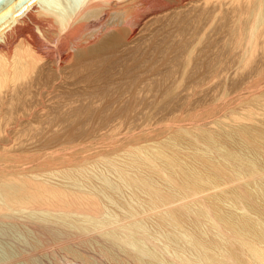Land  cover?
<instances>
[{"label": "bare ground", "instance_id": "1", "mask_svg": "<svg viewBox=\"0 0 264 264\" xmlns=\"http://www.w3.org/2000/svg\"><path fill=\"white\" fill-rule=\"evenodd\" d=\"M0 2L4 3L0 9V12L3 11L0 15V23L9 21L0 31V200L2 201L0 214L12 208H31L39 201L45 200L50 203L45 204L48 205L47 208L56 212L57 210L66 213L79 212L94 219L101 217L104 208L98 195L71 190L67 192L63 186L52 187L53 184L49 186L39 182L38 176L24 173L30 164L40 167L42 164L40 151L44 147L53 146L61 137L72 142V139L77 137L114 134L123 127V124H134L139 114L138 107L145 99L141 93L154 89L156 84L154 76L156 77L160 71L168 75L173 74L174 71L177 74L176 70L185 72L190 63L194 71L203 70L211 76L233 66L242 68L241 71L247 68L259 74L264 71V0H0ZM210 27L217 37L206 40L207 38L204 37L206 32L210 33ZM215 34L213 36H216ZM143 42L147 44L144 46ZM117 62L119 65L115 64ZM248 72L246 73L249 74ZM175 77L176 75L174 80ZM215 77L217 78V75ZM250 77L247 78V82ZM203 79L204 77L198 76L193 80L194 84L198 86ZM188 83L186 90L189 84H192ZM259 85L256 86L255 83L256 87H261ZM250 87H252L251 82ZM193 88L195 90L196 87L193 86L192 90ZM156 89L160 92V87ZM161 94L163 96V93ZM248 115L251 116V113ZM196 116L193 119L197 118ZM60 121H66L68 124L60 129ZM86 122L89 123L88 126ZM141 127L145 128V125ZM149 129L151 128L147 131ZM46 131L50 134L45 136ZM130 132L127 135H130ZM133 133L127 139L135 144L138 136ZM243 134L246 132L240 131L242 137ZM31 140L32 146L28 143L32 142ZM63 146L64 150H69L66 149L68 145ZM74 146L78 147L79 144ZM89 146L90 144L83 145L77 152H73L74 155H70L71 158L59 156L61 163L83 160L85 155H81L83 154L81 152ZM94 146L95 143L91 147ZM73 148L71 147V150ZM210 148L216 146L211 145ZM115 149L117 148L112 147V150H105L103 147L100 155L119 172L120 177L126 180L127 184L134 183L138 187L144 183L143 180L132 183L125 177V172L120 168L118 170L115 161L109 157ZM26 150H31L32 154L24 155ZM19 151L21 152L18 153ZM54 152L51 154L49 151L52 157ZM130 154L134 164L141 162L154 168L158 166L156 159L160 157L159 155H163L161 152L159 155L146 154L143 157L141 148H135ZM171 160L170 162L165 160L166 165L161 171L173 189L178 192L179 199L186 200L188 197L198 196L207 190L220 187L223 183L227 186L228 183L234 185L246 181L251 184L255 181L258 191L260 189L263 191L257 194L259 196L256 200L264 201V159L255 160L253 166L246 163L245 166L236 167L232 176L226 175V167L220 164L203 162L206 175L191 171L184 173L180 181L171 172L174 168ZM227 162L233 165L230 160ZM133 163L131 166H134ZM64 173L72 177L68 168ZM103 181L105 183L104 179ZM106 182L109 186L112 181ZM239 188L241 187L238 186L234 191L235 196L227 197L218 193L213 194L209 199L203 198L202 205L207 208V213L201 214L206 220L201 219L198 208L195 210L189 207L191 212L169 210L167 207L178 198L175 200L172 195L163 193L153 196L151 194V204H148V209H127L122 218L96 222L100 224L95 227L97 230L102 231L105 228L103 229L105 233L120 245L119 248H114L117 252L113 254L102 250V259L105 257L110 259L106 264H264V210L252 205L253 199L250 195L243 189L238 190ZM207 200L213 202V205L216 202H228L257 217L252 218L246 213L239 216H234L230 212L218 214L219 209H212ZM159 208L160 210L167 208L165 212L169 220H165V223L173 227L166 235L170 242L164 247H159L160 243L156 246L150 241L152 247H149L145 244L146 227L142 222L144 218L142 216ZM170 218L173 221L179 220L180 226L174 225ZM122 219H127L128 223L117 224ZM205 225H208V228ZM184 226L185 231L180 229ZM118 227L123 229L121 233L118 232ZM51 230L53 233L52 228ZM176 230L179 232L175 235ZM98 233L97 236L100 234ZM53 236L59 237L56 234ZM99 248L98 252H100ZM98 263L102 264V261Z\"/></svg>", "mask_w": 264, "mask_h": 264}, {"label": "rangeland", "instance_id": "2", "mask_svg": "<svg viewBox=\"0 0 264 264\" xmlns=\"http://www.w3.org/2000/svg\"><path fill=\"white\" fill-rule=\"evenodd\" d=\"M3 6L4 3L0 2V7H1L0 9H2ZM2 12L3 11L0 12V15ZM7 22L9 21H3L0 23V31L2 29V26L5 25ZM209 29H210V33L206 32V35L204 34L205 37L203 36L204 39L206 38H207L206 40L215 39L217 35L215 34V32H212L213 31L212 27H210ZM209 29L207 30L209 31ZM214 34L216 36H213ZM202 41L204 40L202 39ZM218 41L222 42L220 39H218ZM144 44L146 45L147 43L143 42L142 45ZM118 58L120 57H117V59ZM227 59L230 58L227 57ZM202 60H206V58H202ZM115 64L117 65L118 62ZM191 66H193L192 63H190L189 68L185 72L181 70H176L177 74H175L174 71L173 74L176 75L175 77L176 80H174L175 75L173 74L168 75L164 71H160L158 72V74H156V77L154 76L156 80L154 89L150 91L148 90L147 92L144 91L148 96L144 95L145 94L144 92L141 93L142 96H145V99L143 100V103H141L138 107L137 112L139 114L137 113L138 117H136L135 122H133L134 124H130V125L123 124V127H121L120 130H117V132H115L114 134L104 133L103 136L99 134H95V135H91L90 137L88 136L86 138L77 137L72 139V142L71 140H67L65 137H61L60 140L55 142L53 146L44 147L40 151L42 157L41 158L42 164L40 165V167L33 166L30 164L29 166H27V169L25 170L24 173L30 176H38L37 178L39 182L41 181V183H45L49 186H51L52 184H53L52 187L61 188V186H63V189L66 190L67 192L71 190L72 192H79V193L88 192V194L98 195V197L102 200L101 202H103L102 203L104 208L103 212L106 215H103L104 213H102L101 217L94 219L90 216H87L86 214L83 213L80 214L79 212L66 213L63 212L62 210H57L56 212L54 210H50L47 208L50 203L46 202L45 200H41L42 203L39 201L36 204L38 206L35 205L36 208L34 209L32 207L35 206H31L32 209L30 207L12 208L9 211L5 212L4 214H0V264H84V263L88 264L89 262L90 264H94L96 262L98 263L101 261L102 264L109 263L108 261L110 259H107L106 257L105 258L103 257L104 259H102L103 256L101 255L102 250L103 251L107 250L109 253L111 252V254H113L117 252L115 249L119 248L120 245L105 233V230H103L105 228H103L102 231L101 229H99L101 232L97 230L95 227L100 224L96 222H100L103 220H116L122 218L124 217V214L127 209H132V208H137L140 210L148 209L149 205L151 204L150 203L151 194L153 196L155 194L164 193V194L172 195V197H174L175 200L178 198L174 203H172L169 207H167L169 208V210L175 209V210L190 211L189 207H192L195 210L196 208H198L197 209L198 213L201 214V213H207V208L202 205L203 198L209 199L210 196L218 193L221 195H225L227 197L235 196L234 191H236V188L239 186L241 188H239L238 190L240 191H242L241 189L245 190L246 193L250 195V198L253 199L252 205L256 206L261 210H264V201H260L259 199L256 200V197L259 196L257 194L263 191L261 189L260 191H258L257 189L258 185L256 184L255 181H252L251 184L250 183L248 184L246 181H242L240 183H234V185L233 183L232 184L228 183L227 184L228 187L223 183L220 185V187H215L210 189L211 191L207 190L208 192L205 191L201 193L202 195L200 194L198 196H192L193 200H191L192 199L191 197H188L185 200V199H179L180 197L178 192L173 189L172 185L168 182L167 177L165 176L163 171H161V168L163 166L165 167L166 165L165 160L169 161L170 159H172L171 161L172 164L174 165V168L172 169L171 172L174 174L175 178L178 181H180L181 177H184L185 175L184 173H189L191 171L201 174L207 173L203 168V162H209V163L213 162V163H217L218 165L220 164L226 167L227 169L226 175L232 176L235 174L233 169H235L236 167L241 165L245 166L246 163L250 166H253L255 160L261 161L264 159V139H263L264 136V126H263L264 125V86L263 85L264 84L263 85L261 84L264 83V71H262L260 75L259 72H254V71L251 72V70L247 68L241 71L242 68L239 69L237 68V66L235 67L233 66L232 68H228L229 70L223 69V71H219L217 74L211 76L210 74H207V72H204L203 70L195 69V71L196 70L197 72L199 71L197 73L193 70L194 67L191 68ZM193 72H195L196 74L194 73L193 75ZM246 72H248L249 74H247ZM161 73H163V75ZM159 74L162 75L163 77L160 76ZM253 74L255 77L252 76ZM216 75L217 78L215 77ZM256 75L259 76L256 77ZM158 76H160L161 78L160 77L158 78ZM198 76L199 77L201 76L202 78L204 77V79L200 81V83L202 84L200 85L199 83L197 86L194 84L193 80H195ZM249 77L251 79L250 80L248 79L247 82V78ZM244 81L246 83H243L244 84L243 85L242 82ZM188 82L189 83L191 82L192 84L190 85ZM250 82L252 87L249 88ZM187 83L190 86V87L188 86L187 89L190 91L186 90ZM255 83L256 86L260 84L261 87H256ZM193 86L196 87L195 90L194 88L192 90ZM243 86L245 87L243 88ZM158 87H160L159 89L160 92L158 91V89H156ZM246 87H248V89H246ZM183 89H185V91H183ZM164 90L165 92H163ZM185 92L187 93V95ZM188 92L190 94L192 93L193 94L190 96ZM152 93L154 96H152ZM161 93H163V96ZM240 93L241 94L244 93L242 94V96L245 95L244 98L240 96L241 95ZM186 96L189 99H187ZM260 100L262 103L260 102ZM171 105L173 107H171ZM248 109L250 110L248 111ZM252 109L255 110L257 109V110L255 111ZM178 111H180L181 113L180 112L178 113ZM254 112H256L258 115L255 114ZM198 113L199 115H197ZM249 113H251V116L248 115ZM193 114L194 116L197 115L196 116L197 118L193 119L194 117L192 116ZM244 116L245 117L248 116V118L246 117V119L249 121L244 119L245 118ZM252 116H254L253 119ZM249 117H251V119ZM239 119L240 121H238ZM197 120L200 121L198 122ZM180 122L181 123L183 122L184 126L183 123L181 124ZM195 122L197 123V125ZM257 122L259 124H257ZM193 123H195V125H193ZM67 124L68 123L66 121L64 122L60 121L59 128L60 129L64 128L65 125ZM85 124L87 126L89 125V123L87 122ZM141 125L143 126L145 125V128L141 127ZM181 125L183 126L182 127L183 130L181 127H179ZM148 126H152V127H148ZM219 127H221L222 129H220ZM130 128L133 130H131ZM148 128L151 129L147 131ZM195 128H197L199 131L195 130ZM140 129H142L141 132ZM144 129H145L144 131L145 133L143 132ZM242 130L246 132V134H243L244 137L240 135V131ZM103 132L106 131L103 130ZM129 132L130 135H132V133L134 132L133 134L138 136L137 142L135 144L131 143L129 141L130 139H127L129 138L128 136H130L127 135L129 134ZM48 134H50V132L46 131L45 136ZM124 135L126 138H124ZM122 140L123 142H120ZM96 141L98 143H96ZM115 142H117L118 144ZM28 143L32 146L33 141L32 142L29 141ZM62 143L63 145L65 144V147L68 145L69 147H66V149H69L70 151L64 150L65 148L63 149L64 146L62 145ZM77 143L79 144V146L78 147L74 146ZM94 143L96 147L95 146L91 147L94 145ZM85 144L86 145L90 144V146L88 149L84 148L83 151L81 152L83 153L81 155L83 156L85 155L83 160L72 163H67V162L61 163L62 160L59 158V156L64 155L67 158H71L72 156L70 155H74L75 153L73 152H77V150L83 147V145ZM59 145L61 146L59 147ZM211 145L216 146V148H210ZM70 146L74 148L71 150ZM51 147L53 148V150L55 149L56 151L54 150L55 151L54 152ZM103 147L105 148V150L106 149L112 150V147L117 148L109 155V157H111L115 161V166L118 167V170L120 168L123 172H125L126 173L125 177H127L132 183L137 180L138 181L143 180L145 184L142 183L138 187L135 186L134 183L133 185L127 184L126 183L127 181L120 177L119 172L106 161L104 156L100 155ZM56 148L58 149L60 148V149L58 150ZM135 148L138 149L141 148L143 150V157H145L144 155L146 154L159 155V153L162 152L163 155H159L160 157L157 158L158 160L156 159V163L158 166L154 168L151 167V165L141 162L134 164L133 157L131 156L130 152ZM57 150L64 152L61 153L58 152ZM42 151H46V152L48 151L47 154L49 153V151L50 153L54 152L53 157L51 156L52 153L51 154L49 153L50 155L49 156L46 154V152L44 153ZM20 152L21 151H19L18 153ZM56 152L58 153L55 154ZM23 154L30 155L32 154V151L26 150ZM94 155L97 156L95 157ZM228 160H230V163H233V165L228 164L227 162ZM131 163H133L134 166H131ZM67 168L68 170L71 171L72 177H68L65 175L64 171ZM57 170L59 171V173ZM103 172L104 174L101 175V173ZM79 175H81V177ZM79 179L81 181L80 183H79ZM103 179L105 180V183ZM106 179L109 182L112 181L110 182L112 185L110 184L108 186ZM32 184L33 183H31V185ZM109 193L111 194V196ZM108 196L112 200L108 198ZM0 202L2 201L0 200ZM208 202L210 203V206H212L211 207L212 209L214 210L219 209V211L217 212L218 214H224V213L228 214L230 212L233 213L234 216H239L243 213H246L250 215L252 218L257 217L255 214L253 213L249 214L244 209L235 207L234 205L232 206L228 202L227 203L216 202L215 205H213V202L211 201ZM47 203L48 205H45ZM115 203L119 205H116ZM167 208H162V210H160L161 208H159L156 211L154 210L153 212L146 214L147 216L145 214L142 216V218L144 217L142 219V222L145 224L146 227L144 234L146 236V240H145L146 246L152 247V244L158 246V244L160 243L159 247H164L166 244H169L170 240L168 237H166V235L167 233L171 232V228L173 229V227L169 225L167 226L165 223L166 222L165 220H169L168 216L166 215L167 213L165 212L166 211L165 209ZM201 217H202L201 219L206 220L202 214ZM123 219L117 222V224L128 223V221H126L127 219L126 220ZM170 221L174 223V225L177 224L178 226H180L179 220L173 221L170 218ZM205 226L208 228V225ZM51 228L53 229V233ZM117 229L119 233H121L123 230L120 229L119 227ZM180 229L185 231V226L180 227ZM98 231L101 235L98 233ZM96 232L99 234V236H97ZM177 232L179 231L178 230L174 231L175 235L177 234ZM53 234H56L59 237L53 236ZM163 234L165 235L163 236ZM210 235L212 234L210 233ZM150 241L152 242V244L150 243ZM95 248L97 249V251ZM98 248L100 252H98ZM109 249L111 251H109ZM112 249L114 252L112 251ZM79 251L81 253L83 252L82 257L80 255L81 253H77ZM93 251L96 254L99 253L100 255L99 254L95 255ZM73 253L75 254V256L76 254L79 256L75 257ZM91 253L93 254L92 256L90 255ZM95 256L97 258H95ZM83 257L86 258L84 259Z\"/></svg>", "mask_w": 264, "mask_h": 264}]
</instances>
